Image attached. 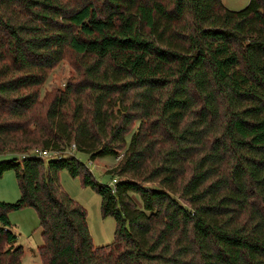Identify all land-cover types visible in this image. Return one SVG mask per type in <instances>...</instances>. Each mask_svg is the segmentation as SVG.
Wrapping results in <instances>:
<instances>
[{
	"label": "trees",
	"instance_id": "trees-1",
	"mask_svg": "<svg viewBox=\"0 0 264 264\" xmlns=\"http://www.w3.org/2000/svg\"><path fill=\"white\" fill-rule=\"evenodd\" d=\"M67 53L79 79L41 111ZM72 144L117 157L115 182ZM0 155L20 192L0 201V264H21L8 213L22 207L41 264H264V0H0ZM62 169L99 194L111 243L93 246Z\"/></svg>",
	"mask_w": 264,
	"mask_h": 264
},
{
	"label": "rangeland",
	"instance_id": "rangeland-1",
	"mask_svg": "<svg viewBox=\"0 0 264 264\" xmlns=\"http://www.w3.org/2000/svg\"><path fill=\"white\" fill-rule=\"evenodd\" d=\"M231 10L244 8L249 0H221ZM76 58L67 53L55 66L48 70L47 77L39 86V109L43 111L51 97L64 89L68 82L78 78ZM134 130L136 125H133ZM129 138V135H127ZM71 150V153L90 171L94 179L101 184L110 185L113 175L109 171L118 158L113 156L97 157L91 160L85 153ZM7 155H0L6 159ZM116 178V177H115ZM62 189L86 210V221L94 247L109 244L114 238L115 220L111 216H102L100 196L89 186H83L80 177H72L66 169L58 173ZM20 196L17 180L13 170H6L0 176V201L15 202ZM11 231L16 235V245L22 247L21 264H41L37 248L42 244L41 228L37 213L32 207H22L8 213Z\"/></svg>",
	"mask_w": 264,
	"mask_h": 264
},
{
	"label": "built area",
	"instance_id": "built-area-1",
	"mask_svg": "<svg viewBox=\"0 0 264 264\" xmlns=\"http://www.w3.org/2000/svg\"><path fill=\"white\" fill-rule=\"evenodd\" d=\"M71 150L74 149V145L72 144L70 147ZM66 153H68V150L65 151H57V150H53V151H46V150H39V149H34L32 151H30L29 153H25L24 155H38V156H42L45 158H60L61 156H64ZM115 178L112 179V181L110 182V184L115 182Z\"/></svg>",
	"mask_w": 264,
	"mask_h": 264
}]
</instances>
